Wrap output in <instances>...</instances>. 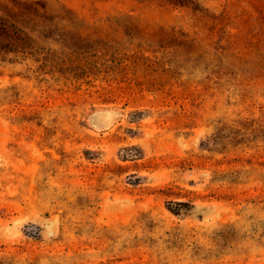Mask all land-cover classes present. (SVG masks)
<instances>
[{
    "label": "rangeland",
    "instance_id": "obj_1",
    "mask_svg": "<svg viewBox=\"0 0 264 264\" xmlns=\"http://www.w3.org/2000/svg\"><path fill=\"white\" fill-rule=\"evenodd\" d=\"M0 264H264V0H0Z\"/></svg>",
    "mask_w": 264,
    "mask_h": 264
},
{
    "label": "bare ground",
    "instance_id": "obj_2",
    "mask_svg": "<svg viewBox=\"0 0 264 264\" xmlns=\"http://www.w3.org/2000/svg\"><path fill=\"white\" fill-rule=\"evenodd\" d=\"M114 111H116V110H114ZM114 111H113V112H114ZM117 113H119V112H117ZM121 113H123V112H121ZM121 113H120V114H121ZM114 116H115V115H114ZM117 117H118V116H117ZM121 118H122V117H121ZM121 118H120V119H121ZM116 120H118V119H116ZM114 121H115V120H114Z\"/></svg>",
    "mask_w": 264,
    "mask_h": 264
}]
</instances>
